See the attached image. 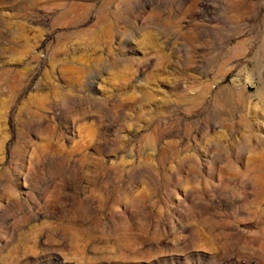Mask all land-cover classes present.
I'll return each mask as SVG.
<instances>
[{"label": "rangeland", "instance_id": "374dc122", "mask_svg": "<svg viewBox=\"0 0 264 264\" xmlns=\"http://www.w3.org/2000/svg\"><path fill=\"white\" fill-rule=\"evenodd\" d=\"M0 264H264V0H0Z\"/></svg>", "mask_w": 264, "mask_h": 264}, {"label": "bare ground", "instance_id": "6f19581e", "mask_svg": "<svg viewBox=\"0 0 264 264\" xmlns=\"http://www.w3.org/2000/svg\"><path fill=\"white\" fill-rule=\"evenodd\" d=\"M149 42H151V41L149 40Z\"/></svg>", "mask_w": 264, "mask_h": 264}]
</instances>
